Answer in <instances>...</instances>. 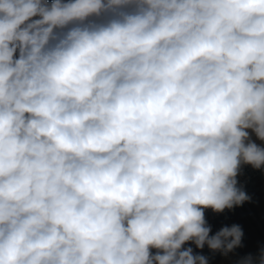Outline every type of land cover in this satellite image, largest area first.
Returning a JSON list of instances; mask_svg holds the SVG:
<instances>
[{
  "label": "clouds",
  "instance_id": "obj_1",
  "mask_svg": "<svg viewBox=\"0 0 264 264\" xmlns=\"http://www.w3.org/2000/svg\"><path fill=\"white\" fill-rule=\"evenodd\" d=\"M250 133L264 0H0V264L227 256L242 228L210 236L205 209L250 201Z\"/></svg>",
  "mask_w": 264,
  "mask_h": 264
},
{
  "label": "rangeland",
  "instance_id": "obj_2",
  "mask_svg": "<svg viewBox=\"0 0 264 264\" xmlns=\"http://www.w3.org/2000/svg\"><path fill=\"white\" fill-rule=\"evenodd\" d=\"M250 135L257 144L264 143L257 140L254 133ZM237 182V187L251 197L250 201L232 209H225L221 213L205 209V219L211 228L210 236L223 227L239 225L243 231L241 246L225 256L221 252L210 250L207 245L203 249H197L191 242L185 245L191 247L194 254L207 257L208 264H240L245 257L250 254L256 256L264 248V169L242 164Z\"/></svg>",
  "mask_w": 264,
  "mask_h": 264
}]
</instances>
